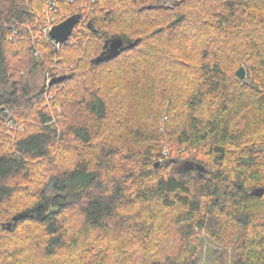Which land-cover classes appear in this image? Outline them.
<instances>
[{
    "label": "trees",
    "instance_id": "obj_1",
    "mask_svg": "<svg viewBox=\"0 0 264 264\" xmlns=\"http://www.w3.org/2000/svg\"><path fill=\"white\" fill-rule=\"evenodd\" d=\"M83 1L0 0V264H264V0Z\"/></svg>",
    "mask_w": 264,
    "mask_h": 264
},
{
    "label": "water",
    "instance_id": "obj_2",
    "mask_svg": "<svg viewBox=\"0 0 264 264\" xmlns=\"http://www.w3.org/2000/svg\"><path fill=\"white\" fill-rule=\"evenodd\" d=\"M81 16L80 14H75L68 19L64 20L60 24L56 25L53 30L51 31V35L56 39L57 42H65L67 41L73 33L75 26L80 22ZM89 25L93 27V24L90 22ZM139 39L135 40L134 42H126L119 37L109 39L105 43L104 51L95 59L97 63H100L105 60L112 59L113 57L117 56L121 51L125 50L127 47H131L135 45ZM237 76L240 79H244L247 83L252 84V80L250 76L247 74V70L245 66H241L237 71ZM65 76L54 78L52 83L59 82L63 80ZM197 168L199 171L204 170V166L200 163H196L194 161H187L184 163L180 169H193ZM254 194L262 196L264 194V187H257L254 188L252 191ZM23 214L16 215L14 220L18 219L19 216Z\"/></svg>",
    "mask_w": 264,
    "mask_h": 264
},
{
    "label": "rangeland",
    "instance_id": "obj_3",
    "mask_svg": "<svg viewBox=\"0 0 264 264\" xmlns=\"http://www.w3.org/2000/svg\"><path fill=\"white\" fill-rule=\"evenodd\" d=\"M87 1V0H86ZM176 1H178V0H160V2H159V4L160 5H165V6H172ZM68 3V2H67ZM85 2L82 0V2H80L79 3V5H78V10L76 9V11L73 13L71 10H70V6H68L67 7V5H66V1H63L61 4H60V12L62 13L63 11V13H65V14H71V15H74V14H78V13H80L81 14V20H84L83 19V17L85 16V20H86V18L88 19V15H85V14H83L82 15V13H81V10L82 9H84L85 7ZM43 8L44 7H42L41 8V11L39 12L41 15H39L40 17H39V23H38V30H40V28H39V26H41V24L42 23H44V18H46L45 16L47 15L46 13H44L45 12V10H43ZM46 9V8H45ZM62 13V14H63ZM71 15H69V16H67L65 19H67L68 17H70ZM65 19H63V20H65ZM62 20V21H63ZM81 20H80V22H81ZM61 21V22H62ZM79 22V23H80ZM78 23V24H79ZM34 32L35 33H37V34H39L40 32L39 31H35L34 30ZM14 34V33H13ZM15 34H17L16 32H15ZM43 35V34H42ZM44 36V35H43ZM49 41H52V39H49L48 37H46ZM55 44H56V41L54 42ZM60 44H62V43H59V45ZM58 44H56V46L57 47H60ZM36 54L37 55H39L40 54V52H38V51H36ZM65 65V64H64ZM59 71H61V70H59ZM50 72H48V71H44V70H42V69H39V70H37L33 75H32V82H33V85H34V87L35 88H41L44 84H46V85H48V84H50V82L48 81V78H49V76H52L51 74H49ZM61 76H64V75H57V76H52V77H54V78H58V77H61ZM52 77H50V78H52ZM49 82V83H48ZM49 100H50V98H49ZM52 102L50 101V103L49 104H51ZM58 109L60 110V107L58 106ZM111 118V117H110ZM114 118L115 117H113V118H111V119H109V122L108 123H114ZM167 119V115L165 114V116H164V118L161 120V122H160V124H161V129H163L164 127H165V123H166V120ZM114 120V121H113ZM116 122H117V120H116ZM107 123V124H108ZM105 124V123H103V126H102V128H104V133H105V131H107L108 133H110L109 131H113V127H112V125L111 124ZM123 126V124H120L119 125V127L118 128H121ZM101 128V129H102ZM107 129H109V131L107 130ZM9 133L11 134V135H13V132L12 131H9ZM101 137H103V136H101ZM168 148H167V147ZM164 148L165 149H167V150H170L171 149V147L169 146V144H165L164 145ZM166 150V151H167ZM188 161V160H187ZM187 161H185V162H181V164L179 165V167H181L184 163H186ZM101 238V237H100ZM203 252H202V258H203V264H214V262H215V260H214V250L215 249H220L221 247L220 246H218V245H216V243L215 242H213L212 240H210L209 238H207V237H205V238H203Z\"/></svg>",
    "mask_w": 264,
    "mask_h": 264
},
{
    "label": "built area",
    "instance_id": "obj_4",
    "mask_svg": "<svg viewBox=\"0 0 264 264\" xmlns=\"http://www.w3.org/2000/svg\"><path fill=\"white\" fill-rule=\"evenodd\" d=\"M64 1H66V2L69 1L70 3H75L77 0H64ZM91 1L94 2L96 0H91ZM70 10L73 13L76 11L74 9L73 10L70 9ZM44 13H46L47 15L45 16L46 18H44V20H45L44 23L41 24L40 30H42L44 33H47L48 30L50 29V27L52 26V24L55 23L57 20L61 19L60 5H58V6H48L45 9Z\"/></svg>",
    "mask_w": 264,
    "mask_h": 264
},
{
    "label": "bare ground",
    "instance_id": "obj_5",
    "mask_svg": "<svg viewBox=\"0 0 264 264\" xmlns=\"http://www.w3.org/2000/svg\"><path fill=\"white\" fill-rule=\"evenodd\" d=\"M62 1L63 0H49V5L48 6H58V5H60L61 3H62ZM95 2V1H94ZM67 3V2H66ZM76 3V2H75ZM74 3V4H75ZM78 14H80V13H78ZM69 15H71L70 13L69 14H65V13H61V19H59V20H57L55 23H53L52 24V26L50 27V29L48 30V32L47 33H44L42 30H41V34H43L45 37H48L49 39H53V40H55L56 41V39L51 35V31L53 30V28L56 26V25H58V24H60L61 23V21L63 20V19H65L67 16H69ZM75 15V14H74ZM71 16H73V15H71ZM70 16V17H71ZM80 16H81V14H80ZM69 18V17H68ZM67 18V19H68ZM83 19L85 20V16L83 17ZM66 20V19H65ZM81 20V19H80ZM64 21V20H63ZM62 21V22H63ZM59 43H61V42H57L56 41V44H58L59 45ZM61 45V44H60ZM59 45V46H60ZM51 77V76H50ZM50 77L48 78V81L52 84V81H53V79L51 78L50 79ZM48 82V83H49Z\"/></svg>",
    "mask_w": 264,
    "mask_h": 264
}]
</instances>
